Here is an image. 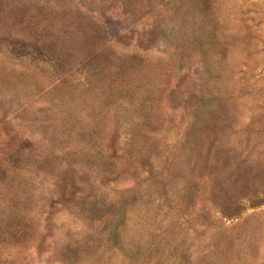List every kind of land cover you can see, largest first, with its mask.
Here are the masks:
<instances>
[{"label":"rangeland","instance_id":"1","mask_svg":"<svg viewBox=\"0 0 264 264\" xmlns=\"http://www.w3.org/2000/svg\"><path fill=\"white\" fill-rule=\"evenodd\" d=\"M0 264H264V0H0Z\"/></svg>","mask_w":264,"mask_h":264}]
</instances>
